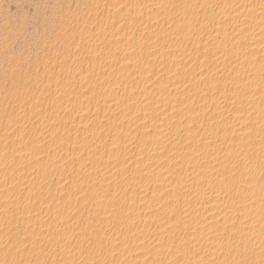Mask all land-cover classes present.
<instances>
[{"label": "rangeland", "instance_id": "374dc122", "mask_svg": "<svg viewBox=\"0 0 264 264\" xmlns=\"http://www.w3.org/2000/svg\"><path fill=\"white\" fill-rule=\"evenodd\" d=\"M262 198L264 0H0V264H264Z\"/></svg>", "mask_w": 264, "mask_h": 264}, {"label": "bare ground", "instance_id": "6f19581e", "mask_svg": "<svg viewBox=\"0 0 264 264\" xmlns=\"http://www.w3.org/2000/svg\"><path fill=\"white\" fill-rule=\"evenodd\" d=\"M242 52H243L245 55H247V54L249 53V51H247L246 49H243ZM254 140H255V139H254ZM216 148H217V147H215L214 149H215V150H218V148H217V149H216ZM206 176H207V178H208V181H210V183H213V182H214V180H212V178L215 177V179H216V176L213 177V174H207ZM217 178H218V177H217ZM211 180H212L213 182H211ZM217 180H218V179H217ZM219 180H222V179L219 178ZM253 180H255V179L253 178ZM215 181H216V180H215ZM223 182H224V180H223ZM225 182H228V181L225 180ZM252 182H253V181H252ZM217 183H218V181H217ZM228 184H229V182H228ZM230 184H231V183H230ZM220 185H221V186H224V188H225V185H222L221 182H220ZM231 185H232V184H231ZM231 185H230V186H231ZM226 186L228 187L229 185H227V183H226ZM230 186H229V188H230ZM232 186H233V185H232ZM234 187H235V185H234ZM192 188H193V190L196 191V192L199 191V193H200V192L204 193L205 195L208 196V198H209V197H215V198L218 197V198H221V197L218 196V194H220V193L215 194V193H214L215 191L212 192V191H210V190H206V189H204V188H201V189L203 190V191H202V190H200V188H195V187H192ZM231 188H232V187H231ZM236 188H237V187H236ZM238 188H240V187H238ZM238 188H237V189H238ZM226 189H228V188H226ZM228 190H229V189H228ZM225 191H226V190H225ZM230 191H231V190H230ZM230 191H229V192H230ZM232 191H233V190H232ZM219 192H220V191H219ZM256 192H257V191H256ZM216 193H217V192H216ZM222 193H223V192H222ZM197 194H198V193H197ZM204 194H202V195L200 194V196H203V197H204V196H205ZM256 194H257V193H256ZM256 194H253V195H256ZM236 195H237V193H236ZM221 196H222V195H221ZM233 196H234V195H233ZM237 196H240V195H237ZM237 196H236V197H237ZM254 197H255V196H253V199H254ZM257 197H258V196H257ZM257 197H256V198H257ZM259 197H260V196H259ZM225 198H226V196H225ZM228 198H229V197H228ZM251 198H252V197H251ZM256 198H255V200H256ZM259 199H260V198H259ZM219 200H220V199H219ZM227 200H228V199H227ZM189 201H190V200H189ZM230 201H231V203H232V200H230ZM246 201H247V200H246ZM257 201H258V200H257ZM190 202H191V201H190ZM190 202H189V203H190ZM206 202H207V201H206ZM220 202H221V201H219V203H220ZM251 202H252V201H251ZM253 202H255V201H253ZM212 203H213V202H212ZM247 203H248V201H247ZM258 203H259V202H258ZM258 203H257V204H258ZM215 204H216V203H215ZM220 204H221V203H220ZM226 204H228V203L226 202ZM226 204H225V206H227ZM245 204H246V203H245ZM250 204H251V203H250ZM213 205H214V204H213ZM258 205H259V208H260V209H261V208L264 209V199H263V198L261 199L260 204H258ZM210 206H211V204H210ZM219 206H220V205H219ZM201 207H202V206H201ZM203 208H204V207H203ZM207 208H208V207H207ZM212 208H213V207H212ZM216 208H217V207H216ZM250 208H251V207H250ZM209 209H210V208H209ZM260 209H259L258 211H260ZM205 210H206V209H205ZM207 210H208V209H207ZM210 210H211V209H210ZM210 210H209V211H210ZM214 210H215V209H214ZM256 210H257V209H256ZM219 211H220V210H219ZM235 211H236V210H235ZM253 211H254V210H253ZM263 211H264V210H263ZM211 212H212V211H211ZM214 212H215V211H214ZM262 213H263V212H262ZM214 214H215V213H214ZM217 214H218V213H217ZM222 214H223V213H222ZM250 214H251V212H250ZM228 215H230V214H228ZM211 216H212V214H211ZM211 216H210V217H211ZM254 216H255V215H254ZM207 217H208V216H207ZM213 217H215V216L213 215ZM227 218H228V217H227ZM187 219H188V221L193 220L192 216H191V217L189 216ZM248 219H249V218H248ZM246 220H247V219H246ZM249 220H250V219H249ZM249 220H247L246 222H249ZM252 220H254V219H252ZM226 223H227V222H226ZM225 225H226V224H225ZM223 226H224V225H223ZM235 227H236V226H235ZM263 227H264V226H263ZM226 228H227V227H226ZM232 228H233V227H232ZM230 229H231V228H230ZM234 229H235V228H234ZM218 230H219V229H218ZM216 231H217V230H216ZM208 232H209V231H208ZM208 232H207V233H208ZM208 234H209L208 237L211 238V237L215 234V231H211V232H209ZM260 234H261V233H260ZM240 235H241V234H240ZM205 236H206V235H205ZM254 236H255V235H254ZM230 237H231V236H230ZM234 237H235V236H234ZM215 238H216V237H215ZM243 238H244V237H243ZM208 240H209V239H208ZM223 241H225V240H223ZM232 242H233V241H232ZM248 243H249V242H248ZM251 243H252V242H251ZM226 244H227V243H226ZM230 244H231V243H230ZM244 244H245V243H244ZM221 245H222V244H221ZM247 245H249V244H247ZM223 246H224V245H223ZM232 246H233V245H232ZM234 248H235V247H234ZM234 248H233V249H234ZM249 248H250V246H249ZM233 249H232V250H233ZM229 250H230V249H229ZM256 250H257V249H256ZM183 251H184V250H183ZM251 251H252V250H251ZM259 252H260V251H259ZM226 253H227V252H226ZM255 253H256V252H255ZM224 254H225V253H224ZM224 254H223V255H224ZM239 256H240V255H239ZM241 257H242V256H241ZM244 258H245V257H244ZM144 260H145V259H144ZM245 261H246V260H245ZM220 262H221V261H220ZM222 262H223V261H222ZM240 262H241V261H240ZM247 262H248V261H247ZM215 263H216V262H215ZM226 263H227V262H226ZM216 264H217V263H216ZM219 264H220V263H219ZM242 264H243V263H242Z\"/></svg>", "mask_w": 264, "mask_h": 264}]
</instances>
